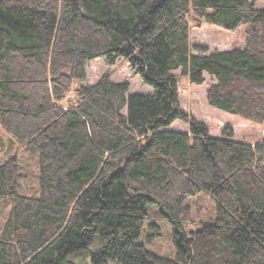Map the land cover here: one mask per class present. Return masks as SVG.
Here are the masks:
<instances>
[{
  "label": "trees",
  "instance_id": "obj_1",
  "mask_svg": "<svg viewBox=\"0 0 264 264\" xmlns=\"http://www.w3.org/2000/svg\"><path fill=\"white\" fill-rule=\"evenodd\" d=\"M189 18L195 24L191 25ZM201 22L244 27V46L191 43ZM195 53V54H194ZM126 63L150 94L86 64ZM213 81L212 107L264 127V8L248 0H0V125L38 165V196L21 195L17 154L0 161V264H264V132L255 145L179 105L177 77ZM125 109L126 113L123 112ZM180 121L187 132L173 131ZM215 217L195 232L191 200ZM173 226V259L140 243L148 207ZM150 218V217H149ZM80 257L85 254H78Z\"/></svg>",
  "mask_w": 264,
  "mask_h": 264
},
{
  "label": "rangeland",
  "instance_id": "obj_2",
  "mask_svg": "<svg viewBox=\"0 0 264 264\" xmlns=\"http://www.w3.org/2000/svg\"><path fill=\"white\" fill-rule=\"evenodd\" d=\"M258 5L264 6V0H253ZM191 25L195 24L189 18ZM191 43L193 45H205L213 51H226L232 48H240L244 45V27L235 31H227L215 25L201 22L199 28H193L191 33ZM195 54V53H194ZM86 80L83 85L95 83L103 74H108L114 82H126L129 85L127 96L132 94H150L152 89L143 84L138 75H134L128 65L122 60H117L114 65H108L104 59L96 58L86 64ZM178 82L179 105L181 109L191 114L196 120L207 125L209 134L213 138H222V129L230 128L233 131V140L247 145H255L264 132L262 125L254 124L239 116L227 113L208 104L206 100V90L214 81L205 76V82L201 85L190 83L187 76H181V70L174 71ZM126 113L125 109L123 110ZM170 129L173 131L187 132L186 124L175 121ZM12 154L19 157L21 172L19 193L28 197H37L38 192V165L36 156L24 150L18 142L13 139L0 125V161ZM213 203L210 196L201 192L191 200V222L183 224L182 228L186 232L197 231L203 223L214 219L212 212ZM10 210V203L0 199V230L3 222ZM148 219L145 221L140 237V243L151 252L168 259L175 256L173 244V226L157 212L156 206L147 209ZM102 248L100 242H94L88 250L78 253L86 256L80 257L78 254L70 257L76 264H90L93 253Z\"/></svg>",
  "mask_w": 264,
  "mask_h": 264
},
{
  "label": "crops",
  "instance_id": "obj_3",
  "mask_svg": "<svg viewBox=\"0 0 264 264\" xmlns=\"http://www.w3.org/2000/svg\"><path fill=\"white\" fill-rule=\"evenodd\" d=\"M248 1L253 2V3L255 4L256 7L264 8V6H262V5H258L257 2H254L253 0H248ZM243 46H244V45H243ZM243 46H242V47H243ZM242 47H240V48H242Z\"/></svg>",
  "mask_w": 264,
  "mask_h": 264
}]
</instances>
